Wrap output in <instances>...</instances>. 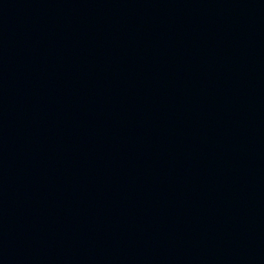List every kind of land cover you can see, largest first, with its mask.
Masks as SVG:
<instances>
[{"label": "water", "instance_id": "water-1", "mask_svg": "<svg viewBox=\"0 0 264 264\" xmlns=\"http://www.w3.org/2000/svg\"><path fill=\"white\" fill-rule=\"evenodd\" d=\"M0 264H264V0H0Z\"/></svg>", "mask_w": 264, "mask_h": 264}]
</instances>
